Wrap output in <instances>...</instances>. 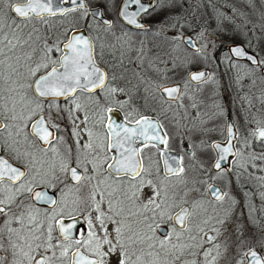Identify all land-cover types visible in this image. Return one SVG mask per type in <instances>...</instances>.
I'll list each match as a JSON object with an SVG mask.
<instances>
[{"label": "snow or ice", "instance_id": "snow-or-ice-1", "mask_svg": "<svg viewBox=\"0 0 264 264\" xmlns=\"http://www.w3.org/2000/svg\"><path fill=\"white\" fill-rule=\"evenodd\" d=\"M186 4L0 0V264H264L216 183L264 187V108L200 99L210 50L264 84V0Z\"/></svg>", "mask_w": 264, "mask_h": 264}, {"label": "flooded vegetation", "instance_id": "flooded-vegetation-1", "mask_svg": "<svg viewBox=\"0 0 264 264\" xmlns=\"http://www.w3.org/2000/svg\"><path fill=\"white\" fill-rule=\"evenodd\" d=\"M212 2L223 10V6L229 3L230 0H212ZM185 8L187 9L186 14L196 10L197 16L200 17L201 24L207 20L210 25L208 29L209 33L213 34V29H215L216 24L212 19L214 16V9L209 4V0H188V4L185 5ZM175 11H179V9H175ZM158 19H160V15L153 17V20ZM257 35H260L259 31L257 32ZM224 39L226 44L230 42L227 37ZM262 47H264V45H262ZM225 50L226 48H221L215 53L210 50V55L214 54L216 59L208 62L207 69L213 74L214 81L203 86V92L200 94V99L204 101L206 106L205 111H207L209 114H211L213 111L211 106L214 101L222 105L225 109H227L228 115L230 117L238 120L240 123L241 134L245 135L246 132L243 117L241 116V110L242 105L243 107H247V102L242 100V97L245 95L251 97L252 103L254 105L251 109V112L256 113L257 109L264 108V105H261L257 99L260 96L261 91L264 90V84L258 83L256 87L250 89L248 87L249 81L244 79L242 81L243 87H241V85L238 84L235 79L238 70L236 68L229 67L221 59L222 53ZM261 54H264V52ZM239 71L241 76H243V70L240 69ZM217 123H219V121H217ZM212 135L213 138H219L216 134ZM256 174L261 175L262 173L257 172ZM216 183L222 187V183L220 181L217 180ZM225 190H229L231 195L237 201V204L235 205L236 215H234L233 219L236 225L243 227L245 237L250 238L252 237L253 233H255L257 236L261 235L260 227L264 226V219L261 216V211L264 209V198H262L261 195L258 197L257 193L255 192L259 191V194L264 192V187L261 186L259 181H257L256 187L250 185L240 187L237 185L236 181H234L231 185H229L228 189ZM247 190L249 193L252 191L249 196L246 193ZM247 197H250L251 200H253L252 204L247 202ZM254 203L256 204L255 206H257V208H255V215L257 216V221H260L259 225L252 224V219L250 217V210L253 208L252 205L254 206Z\"/></svg>", "mask_w": 264, "mask_h": 264}, {"label": "rangeland", "instance_id": "rangeland-1", "mask_svg": "<svg viewBox=\"0 0 264 264\" xmlns=\"http://www.w3.org/2000/svg\"><path fill=\"white\" fill-rule=\"evenodd\" d=\"M261 175H264V173H262ZM225 179H228V177H225ZM218 181H220V180H218ZM222 184V187L224 188V189H228V187H229V185H227L226 183H224V182H222V181H220ZM236 183H237V185H239L240 187H245V186H248V185H250V186H253V187H256L257 186V180H255V179H248L247 177H245L243 180H240V181H236ZM254 191V190H253ZM247 195L249 196L250 195V193H252V191L249 193V191L247 190ZM249 193V194H248ZM255 193H257V195H258V197H259V191H257V192H255ZM247 202H249V203H251L252 204V202H253V200H251V198L250 197H247ZM256 204L254 203V206L252 205V207L253 208H251V219H252V224H256V223H254L255 221H257V219H256V212H255V208H257V206H255ZM259 211V210H258ZM261 216L263 217V219H264V209L261 211ZM264 221V220H263Z\"/></svg>", "mask_w": 264, "mask_h": 264}]
</instances>
